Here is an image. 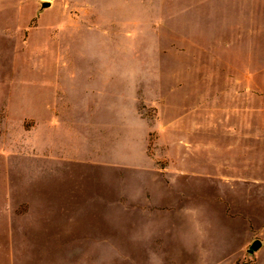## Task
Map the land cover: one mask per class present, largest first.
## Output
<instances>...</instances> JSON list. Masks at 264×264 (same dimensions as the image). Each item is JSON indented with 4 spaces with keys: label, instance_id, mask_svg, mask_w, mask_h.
<instances>
[{
    "label": "rangeland",
    "instance_id": "374dc122",
    "mask_svg": "<svg viewBox=\"0 0 264 264\" xmlns=\"http://www.w3.org/2000/svg\"><path fill=\"white\" fill-rule=\"evenodd\" d=\"M221 213L264 241V0H0V264H264L184 251Z\"/></svg>",
    "mask_w": 264,
    "mask_h": 264
},
{
    "label": "crops",
    "instance_id": "0c3cea01",
    "mask_svg": "<svg viewBox=\"0 0 264 264\" xmlns=\"http://www.w3.org/2000/svg\"><path fill=\"white\" fill-rule=\"evenodd\" d=\"M245 129V128H244ZM251 131V130H249ZM62 172H66V174H63L62 175V178L60 179V183H58L61 187H64L63 185H66V188L69 189V187L71 185H69V169H66V170H61L60 173ZM65 175V176H64ZM60 176V175H59ZM58 179V178H57ZM237 179H246V180H249V179H252L250 174H243L242 176H238ZM56 180V179H55ZM57 181V180H56ZM59 182V181H58ZM66 183V184H64ZM180 210H182L180 208ZM183 211V210H182ZM185 211V212H184ZM184 213H192L194 212L195 214L197 213V210L196 209H192V208H189L187 210L184 209ZM236 217V216H235ZM223 214L221 213V216H219V223H220V226L216 227L217 229V232H215V234H211L210 232H208L206 230V228H204L203 224L200 227L201 232L197 231L195 232V240L193 242H186L185 243V246L186 248H184V251L185 252H188V253H192V251L195 250V252L197 254H200L201 257H197V258H201V259H207V260H214V261H218L219 257H221L220 255H227L229 254V252H231L233 250L234 247H237L238 245L235 244L236 240L240 238V235H241V232L243 231L242 227H243V223L240 224V225H236V224H225V222L223 221ZM224 225H223V224ZM245 223V221H244ZM217 224L214 223V226H216ZM191 228H193L191 225H190ZM204 231V233H203ZM206 232V234H205ZM199 234V235H198ZM222 235L224 237H227L228 239H222V240H210L208 235ZM189 235H191L189 233ZM242 238V236H241ZM250 241H252V237H249L246 239V241L244 240L240 246H238L237 250H238V254H236V256L232 259H236L237 257L241 256L244 254L245 250H246V247L249 245ZM261 248H264V241H261V246L259 247V249L255 252V258H256V253L261 249ZM231 260V261H232ZM255 264H256V260H255Z\"/></svg>",
    "mask_w": 264,
    "mask_h": 264
},
{
    "label": "water",
    "instance_id": "95a60500",
    "mask_svg": "<svg viewBox=\"0 0 264 264\" xmlns=\"http://www.w3.org/2000/svg\"><path fill=\"white\" fill-rule=\"evenodd\" d=\"M48 6H49V2H41L42 8H45ZM260 246H261L260 240H258V239L253 240L252 243L247 248V253L254 254V252H256Z\"/></svg>",
    "mask_w": 264,
    "mask_h": 264
}]
</instances>
